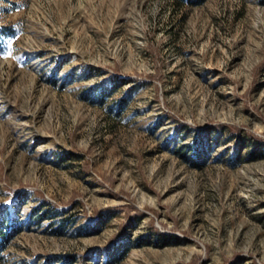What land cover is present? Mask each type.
<instances>
[{
    "label": "rangeland",
    "instance_id": "374dc122",
    "mask_svg": "<svg viewBox=\"0 0 264 264\" xmlns=\"http://www.w3.org/2000/svg\"><path fill=\"white\" fill-rule=\"evenodd\" d=\"M0 217V264H264V0H0Z\"/></svg>",
    "mask_w": 264,
    "mask_h": 264
},
{
    "label": "trees",
    "instance_id": "16d2710c",
    "mask_svg": "<svg viewBox=\"0 0 264 264\" xmlns=\"http://www.w3.org/2000/svg\"><path fill=\"white\" fill-rule=\"evenodd\" d=\"M171 1L175 5L181 6L182 4H184V2L189 5H197L204 2L205 0H171ZM9 223L10 224H8L6 217H2V218L0 217V254L7 246L11 235L17 230L18 224L16 222L14 223V221H10ZM128 249L129 248L127 246H121V254L119 253L120 259L125 257V255L128 252Z\"/></svg>",
    "mask_w": 264,
    "mask_h": 264
}]
</instances>
